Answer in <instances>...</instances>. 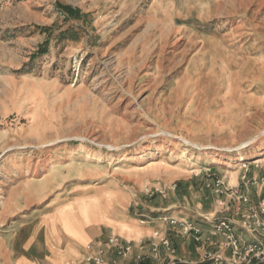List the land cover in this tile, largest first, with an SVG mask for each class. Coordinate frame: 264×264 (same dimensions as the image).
<instances>
[{"label":"rangeland","instance_id":"374dc122","mask_svg":"<svg viewBox=\"0 0 264 264\" xmlns=\"http://www.w3.org/2000/svg\"><path fill=\"white\" fill-rule=\"evenodd\" d=\"M244 165L264 177V0H0V264L78 208L177 257L192 236L172 217L203 229L236 218L222 199L244 208L216 180L260 203Z\"/></svg>","mask_w":264,"mask_h":264},{"label":"crops","instance_id":"0c3cea01","mask_svg":"<svg viewBox=\"0 0 264 264\" xmlns=\"http://www.w3.org/2000/svg\"><path fill=\"white\" fill-rule=\"evenodd\" d=\"M48 214L40 217L38 223L30 227L31 229L27 228L22 246L17 244V248L20 247L19 253L14 256V252L9 251L5 263L2 262L1 264H86V259L93 253L92 251L99 248L105 249L104 259L107 264L115 262L133 264L135 256L142 254V252L149 255L147 257L148 264H166L171 258L163 248L160 251L159 258L152 255L149 245L140 248L138 242H141V237H135L137 235H135L133 229H126L127 233H120L119 230H116L122 241L131 242L134 240V242H137V245H135L137 249L134 248L131 257L128 259L118 257L114 250L108 246V239L116 235L112 231V235L109 233L110 226L105 221L101 211L78 208L73 209L71 212L62 210ZM142 223L145 224V222ZM211 227L210 225L202 226L204 247L212 251L218 249L224 251L223 247L219 246L224 241L219 237L213 239L219 245L210 246L207 244L206 240L213 235ZM153 232L154 228L149 226L145 236L149 238ZM243 235L247 239H251L249 235L244 233ZM199 245L193 236L191 241L177 244L176 258L189 263L199 262L202 259V253L197 248ZM89 246L92 248L91 251L88 249ZM228 254L227 251L225 255Z\"/></svg>","mask_w":264,"mask_h":264},{"label":"built area","instance_id":"2783aa9c","mask_svg":"<svg viewBox=\"0 0 264 264\" xmlns=\"http://www.w3.org/2000/svg\"><path fill=\"white\" fill-rule=\"evenodd\" d=\"M245 173L241 176V183L245 186L259 185L260 191H264V177L258 181L257 177H248L247 165H244ZM215 193L222 197L231 198L237 204L244 208H234L230 202L223 199L219 203L218 212L227 213L233 209L236 218H219L212 220L213 235L223 238V243L219 246L224 251L218 249L208 250L204 247L203 231L188 219L181 217H172L170 225L178 227L179 233L183 237L193 236L200 244L198 250L202 253V259L197 263H189L176 258V249L168 237H161L155 233L152 237L151 249L152 255L159 258L160 251L163 248L169 255L170 260L166 264H264V195L258 205H254L248 194L242 191L240 185H225L224 179H218L215 182ZM234 203V205H236ZM210 221V220H209ZM244 234L249 235L247 239ZM210 246H216L217 243L206 241ZM108 246L114 250L115 254L123 259H128L134 253V247L131 242H124L119 237L113 236L108 239ZM91 251V246L88 247ZM228 255H225L226 252ZM86 259V264H107L105 262V249L99 248ZM147 258L143 255L135 256L133 264H148ZM112 264H119L117 262Z\"/></svg>","mask_w":264,"mask_h":264},{"label":"trees","instance_id":"16d2710c","mask_svg":"<svg viewBox=\"0 0 264 264\" xmlns=\"http://www.w3.org/2000/svg\"><path fill=\"white\" fill-rule=\"evenodd\" d=\"M62 10L64 11V12H66L65 14L66 15H68V16H72V17H79L80 16V11L79 10H74V9H72L71 7H69V6H65V5H63L62 6ZM46 51H40V54H44ZM40 54L38 53V55L37 56H40Z\"/></svg>","mask_w":264,"mask_h":264},{"label":"bare ground","instance_id":"6f19581e","mask_svg":"<svg viewBox=\"0 0 264 264\" xmlns=\"http://www.w3.org/2000/svg\"><path fill=\"white\" fill-rule=\"evenodd\" d=\"M247 145V144H246ZM240 159L239 160H242V161H244L245 160V157L242 155V156H240L239 157ZM241 162V161H240Z\"/></svg>","mask_w":264,"mask_h":264}]
</instances>
